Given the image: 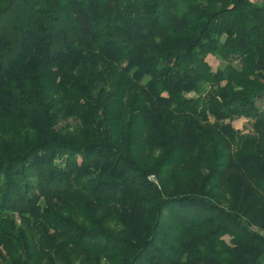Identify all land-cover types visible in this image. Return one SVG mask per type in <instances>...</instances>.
Listing matches in <instances>:
<instances>
[{"label":"trees","instance_id":"1","mask_svg":"<svg viewBox=\"0 0 264 264\" xmlns=\"http://www.w3.org/2000/svg\"><path fill=\"white\" fill-rule=\"evenodd\" d=\"M0 264H264V0H0Z\"/></svg>","mask_w":264,"mask_h":264},{"label":"rangeland","instance_id":"2","mask_svg":"<svg viewBox=\"0 0 264 264\" xmlns=\"http://www.w3.org/2000/svg\"><path fill=\"white\" fill-rule=\"evenodd\" d=\"M257 2H260L262 3L263 0H257ZM213 66L215 69H217L218 67H221L222 66V63L219 62V61H213ZM233 125L239 129V130H242V131H246L249 129V122H246V120H236L233 122Z\"/></svg>","mask_w":264,"mask_h":264}]
</instances>
